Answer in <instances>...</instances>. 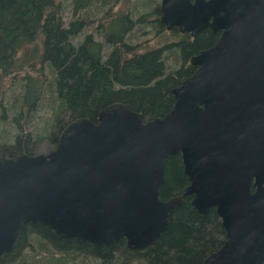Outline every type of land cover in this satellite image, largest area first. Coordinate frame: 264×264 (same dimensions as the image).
I'll use <instances>...</instances> for the list:
<instances>
[{"label":"water","instance_id":"obj_1","mask_svg":"<svg viewBox=\"0 0 264 264\" xmlns=\"http://www.w3.org/2000/svg\"><path fill=\"white\" fill-rule=\"evenodd\" d=\"M159 11L166 29L192 35L217 20L222 34L189 58L198 68L171 89L161 117L114 101L95 122L69 120L47 152L0 159V255L27 222L94 247L123 238L139 252L190 196L225 233L201 264H264V0H160ZM174 154L188 183L161 200Z\"/></svg>","mask_w":264,"mask_h":264},{"label":"trees","instance_id":"obj_2","mask_svg":"<svg viewBox=\"0 0 264 264\" xmlns=\"http://www.w3.org/2000/svg\"><path fill=\"white\" fill-rule=\"evenodd\" d=\"M69 2L71 16L65 24L61 0H0V124L8 126L0 134V159L47 152L69 120L95 122L98 111L114 101L129 104L143 120L161 117L172 104L171 89L191 72L190 66L172 68L164 61L172 54V63H183L199 48L196 43L126 41L132 29L153 23L156 5L136 12L132 22L112 12L118 0ZM133 5L137 11L140 4ZM84 29H95L101 40L83 34ZM42 104H47V114L38 126L36 112ZM187 183L179 155L168 156L159 198L177 196ZM189 201L183 197L169 212L166 230L145 250H126L123 238L94 247L57 238L27 222L12 250L0 255V264L13 263L25 247L34 248V240H26L31 235L37 239L33 256L50 255L44 264H201L225 233L213 208L200 217Z\"/></svg>","mask_w":264,"mask_h":264},{"label":"rangeland","instance_id":"obj_3","mask_svg":"<svg viewBox=\"0 0 264 264\" xmlns=\"http://www.w3.org/2000/svg\"><path fill=\"white\" fill-rule=\"evenodd\" d=\"M62 2V16H63V20L65 22V24L69 21L70 19V16H71V5H70V2L69 0H61ZM159 3V0H148L147 3L145 2H142V0H118V3L112 7V12H119V13H127L129 11L130 15L134 16V14H136V12L138 11H143V10H148V9H151L152 7H154L156 4ZM133 4H140L138 5L137 7V11L134 9V5ZM92 12H94V8H90ZM102 10L100 12V14L98 15L99 18L102 17ZM98 18V17H97ZM150 22V21H149ZM148 22V23H149ZM153 29H155V25H153V23H149L146 27H142V28H134L132 29L128 34H127V38H126V41L128 42H131V43H138L140 41H143V40H148V44L151 45V46H154V40L156 41V43L158 45L160 44H169L171 42H176L178 41V37L176 36H173V34L169 33V31H166V30H163L162 33L158 34L156 37L157 38H154V32H153ZM87 32H90L92 35H94V37L98 40H101L100 38L96 37V35L98 34L96 32V30H92V29H84L83 30V34H86ZM143 33V35L141 34ZM82 36V35H81ZM166 55V53H165ZM173 57H172V54L169 55L168 59L165 60V64H168V66L174 68V67H177V64L176 63H172L173 61ZM47 104H42L39 109L37 110L36 112V120H35V123L36 125L40 126L41 124V121L43 118H45L44 116H46V111H47ZM7 125H3V124H0V134H3L6 130H7ZM32 235L30 236V238L27 236L26 237V240H34L32 241L33 242V246L34 248H23L21 251H20V256L19 258H17L13 263L11 264H22L21 263V259L24 258V263L25 264H29V263H34V264H44L46 263L45 261L47 259H49L50 255L49 253L48 254H45V253H37L36 255L33 256L34 254V250H35V240H37L36 238H32ZM31 256H33L34 259H30ZM52 256H55V255H52ZM35 260V262H34ZM140 264V263H138Z\"/></svg>","mask_w":264,"mask_h":264},{"label":"flooded vegetation","instance_id":"obj_4","mask_svg":"<svg viewBox=\"0 0 264 264\" xmlns=\"http://www.w3.org/2000/svg\"><path fill=\"white\" fill-rule=\"evenodd\" d=\"M190 1H192V0H190ZM159 2H160V0H159ZM156 6L158 7V11H157L156 15L150 17V22H153V25H155V29H153L154 35H158V34L162 33L163 30H166V31H169V33L173 34L174 36L176 34V36L178 37V41H176V43L182 42L184 45H192V44L196 43L199 46V48L196 50V52L187 56L186 59L183 61V63L176 62L177 67H179L181 64H182V66L183 65L190 66L191 72H192L193 70L198 68V65H190L189 58L192 55L197 54L199 51L213 46L217 42V40L220 38L223 29L221 27H219V22L217 20H215V22H214V27L205 26L192 35L189 32H179L175 26L171 27L170 29H166L165 25L159 21V17H160L159 3L156 4ZM120 14H122V16H124L126 20H130L132 22H134L136 20V17H137L136 14H134V16L130 15L129 11L127 13L125 12V13H120ZM220 15H222V13ZM212 20H213V17L211 16L208 19V21L212 22ZM172 103H173V96H172ZM199 106L201 107L202 105L200 104ZM179 160H180V156H179ZM180 163H181V160H180Z\"/></svg>","mask_w":264,"mask_h":264}]
</instances>
